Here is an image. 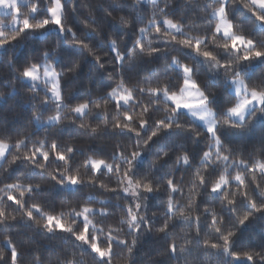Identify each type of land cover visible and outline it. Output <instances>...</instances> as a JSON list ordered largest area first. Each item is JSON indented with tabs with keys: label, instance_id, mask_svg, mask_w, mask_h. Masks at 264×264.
Returning a JSON list of instances; mask_svg holds the SVG:
<instances>
[{
	"label": "trees",
	"instance_id": "16d2710c",
	"mask_svg": "<svg viewBox=\"0 0 264 264\" xmlns=\"http://www.w3.org/2000/svg\"><path fill=\"white\" fill-rule=\"evenodd\" d=\"M62 2L65 4L63 21L65 27H71L77 36L91 47L92 53L82 45L74 44L69 34H65L64 37L59 36L57 30H53V25L48 26L44 35L29 34L18 42H13V47L0 50V93L3 94L0 95V139L13 145L18 139H28L33 143L44 140L49 147L53 140L65 148L71 146L77 150L71 166L73 169L79 168L81 176L87 178L92 175L90 171L82 167L83 160L87 156L112 162L111 157L114 153L123 152L128 155L135 150L133 148L135 136L127 133L121 135L120 130L113 127L117 111L115 104L111 101L106 105L101 102L99 109L90 105L91 110L83 120H74L71 111L65 109L63 111L65 119L62 123L39 128L33 121V113L40 114L43 120H47L48 116L54 115L55 105L50 101L47 107L40 106L44 93L30 91L29 83L23 81L21 77L23 68L31 63H42L43 53L47 51L52 54L51 62L55 63L57 70L62 72L60 84L65 104L75 105L85 100H100L111 88L120 83L121 78L128 87L138 85L145 78L154 79L153 72L163 79L165 68L172 56H178L182 63L195 67V62L185 56V53L195 55L191 49L175 42H165L162 37L157 39L158 34L155 28H151L149 34L143 38V42L146 45L147 40L152 39V46L161 51L148 55L141 54L139 49H136L134 58L130 59L126 56L122 65L117 63L115 54L111 51L112 40L117 42L121 53L133 49L135 41L140 39L138 29L147 26L154 13L156 19L161 21L162 30V21L168 18L183 24L185 31H191L193 35L210 33L215 26V21H210L213 6L211 0H158L155 7L146 0H141L140 3H137V0H62ZM43 8L44 4H41V9ZM28 11L27 8H21L23 14H28ZM229 13L230 19L238 28L244 29L245 35L257 41L264 40V32L255 30L252 23L255 18L248 9L243 8L242 0H233V3L229 5ZM121 17H124L128 23H123ZM37 18H40V14ZM217 43H223V41H217ZM209 48L212 49L213 45L209 44ZM97 56L100 57L99 61L96 59ZM252 63L255 68L249 69L251 79L245 78L250 86L264 82V63L256 60ZM223 75L221 71L220 82L213 84L210 74L205 67L201 66L196 76L201 87L207 84L206 91L215 94L217 104L221 106L219 110L235 103L234 97L227 91V85L223 83ZM169 76L173 85L172 90H177L181 81L177 78L176 72H170ZM136 96L142 105L149 103L150 98L147 95L141 97L139 93H136ZM34 105L36 107H33ZM213 108L216 110L215 104ZM140 111L139 106L133 109L135 113ZM164 115L162 104L151 106L148 113L149 123L162 119ZM218 119L222 120V117L218 116ZM105 120L107 127H105ZM81 123L100 125V128L93 134L89 129L81 128ZM180 123L182 128H173L167 134L161 133L158 138H154V143L150 142L148 147H145L141 140L143 159L139 162L135 178L147 177L154 184L159 183L160 189L151 194H144L148 197L147 209H142L141 214L147 216L150 225L142 227L138 234L128 235L126 225L120 223L125 218V212L123 207L117 205H127L131 197L125 198L120 191L115 174L101 175L99 179L108 188H117L119 194L101 189L99 182L95 185L85 184L78 191L70 192L61 190L48 175L49 172L63 165V162L56 161L52 156H50L47 170L43 172V178L40 175L29 177L27 174L31 169L26 162L21 163L18 160L15 164L10 163L13 156L22 157L24 151L31 150L33 143H29L27 149L17 151L12 148L10 154H6V159L0 163V188L6 184L15 183L18 177L24 184H39L41 189L39 193L34 192L31 198L25 194L26 206L40 204L42 209L50 214L67 212L71 208L78 209L86 202L97 209L106 207L109 215H96L93 218L94 223L105 230L109 227L122 228L121 238L126 239L129 244L134 238L137 239L132 259L128 261V264L133 262L134 264H228L230 257L217 255L219 250L204 246V239L216 242L218 237V234L210 227L212 217L205 215V207L214 211L218 217H224L225 230L235 232L233 251H264V210L254 211L241 225L238 223V217L249 209L239 202V195L236 196L237 211L229 212L220 196L214 197L207 191L223 169L221 167L213 173L209 168L205 172L199 161L211 140L204 128L198 126V121L193 122L185 115L180 117ZM220 131L223 133L221 139L232 150V159H243L249 163L255 159H264L260 151L261 145L264 144V114L257 111L255 117L249 118L242 128H231L229 125L222 124ZM197 132L200 133L199 136H196ZM142 136L146 139V135L142 134ZM164 151H167L169 156L157 161V153ZM184 153L189 155L191 166L177 164V157ZM121 166L126 167L123 164ZM198 168L208 179L205 189L199 186L193 188L194 173ZM238 170L230 171L235 175V171ZM40 171L36 169L37 173ZM169 176L182 192L170 193L167 190L166 179ZM257 180L264 187V180L258 175ZM246 183L250 191L255 187L250 176L247 177ZM228 191L236 193L238 190L233 183ZM13 195L19 198L18 193L14 192ZM169 195H172L178 208H183L186 214L191 212V215L182 217L178 211L171 217L166 215ZM89 196L95 199L88 201ZM252 196L258 204L264 203V193L258 194L253 191ZM99 201H105V203L102 205ZM4 207L7 213L16 217L15 220L9 219L6 225L0 224V250L5 252V260L9 264L10 251L4 245L6 237H10L17 248L18 264H56L58 259L62 262L65 255L68 259L75 258L82 261V264H96L94 254L90 251L81 254L79 249H74V237L70 234H48L40 224L35 223L37 214L34 213V220L29 221L23 211L18 210V206L11 201H6V198ZM197 215L200 217L198 237L195 221ZM166 222L169 225L167 231H159ZM79 226L82 227V225ZM173 241L178 246H184V251L181 253L178 250L176 256L171 255L168 250ZM185 241L190 243L185 244ZM115 251L118 255L114 258L113 264H125L127 249L120 247L115 248ZM73 252L75 257L72 255Z\"/></svg>",
	"mask_w": 264,
	"mask_h": 264
},
{
	"label": "snow or ice",
	"instance_id": "6c2138e0",
	"mask_svg": "<svg viewBox=\"0 0 264 264\" xmlns=\"http://www.w3.org/2000/svg\"><path fill=\"white\" fill-rule=\"evenodd\" d=\"M141 0H137L140 3ZM154 7L158 4V0H147ZM233 0H211L212 11L210 13V21H215V26L210 33L193 35L191 31H185V26L181 23L174 22L171 19L164 18L162 21L163 30L161 28V21L157 20L155 13L153 18L145 27L138 29L140 39H137L133 45V49L126 53H121L117 47L115 40L111 41V51L115 54L117 63L125 60V57L132 59L136 49L139 53H147L152 55L161 51V49L153 47L152 39L147 40V44L143 42L151 28H155L158 34L157 39L162 37L165 42H175L185 48L191 49L195 55L185 53L186 58H191L195 62L193 65L182 63L178 56H172L170 63L166 66L163 79L152 73L154 79L145 78L138 85L128 87L123 78L116 87L111 88L105 97L100 100L91 101L85 100L75 105H68L64 103V97L61 91V76L62 72L57 70L56 64L51 62L53 57L49 52L43 53V63L35 62L24 67L21 72L23 81L30 85V91L33 93L43 92V100L41 107H47L51 101L54 105V115L48 116L47 120H43L40 114L33 113V121L39 127L55 126L63 122L65 117L63 111L69 109L73 114V119L83 120L90 112V105L95 108H101V102L105 105L111 101L115 104L117 116L114 118L113 127L120 130V134L134 135L136 138L133 148L128 155L123 152L114 153L109 162L103 158H96L94 156H87L83 160V165L87 171L92 173L87 178L81 176L79 168L73 169L71 162L75 159L77 150L71 146L63 147L52 141L50 147L44 140L33 143L28 139H18L15 144H10L6 140L0 139V162L6 159V154H10V149L15 148L17 151L27 149L29 143H33L31 150L24 151L23 156H13L10 161L15 164L18 160L21 163H27L30 166L29 177L32 175H40L43 178V172L47 170L50 163V156L56 161L63 162L62 167L54 169L48 175L59 186L61 190L70 192L78 191L79 188L85 184L95 185L99 182V187L107 191L117 193V188H108L99 178L105 174H115L117 177V184L120 191L123 192L125 198L131 197V201L123 207L125 218L120 223L126 225L127 234L139 233L142 227L150 225L149 219L146 215L141 214L142 209H147V196L145 193L151 194L154 191H159L160 184H154L152 180L147 177L136 179L137 168L139 162L143 159L141 151V140L145 147L150 146V142L154 143V138H158L161 133L167 134L173 128L180 129V117L188 116L193 122L198 121L200 127H203L211 143L208 145L206 151L200 158L199 164L205 169L211 168L215 173L217 169L222 167L218 178L207 188L208 179L205 174H202L198 168L193 180V188L199 186L201 189L207 188V191L222 198V203L225 204L229 212H236L237 199L239 195L240 203L249 210L245 211L242 216L238 217V223L243 225L245 221L253 214V212H260L264 210V203H257L253 198L252 192L258 194L264 193V187L257 180V175L264 180V159H255L251 163L243 159H232V150L227 147L221 139V125H229L231 128H242L245 126L249 118L255 117L257 111L264 114V82L259 85L250 86L246 83L245 78L251 79L249 69L255 68L253 61H260L264 63V40L257 41L244 34V29L238 28L230 19L229 5ZM243 8L248 9L252 16L253 27L256 31L264 32V0H242ZM41 4L44 8L41 9ZM218 5V6H216ZM167 7V4H165ZM27 8L28 14H23L21 8ZM163 12V9H161ZM40 14V18L37 15ZM11 16L9 23H5L0 19V50H6L8 47H13V42H18L19 39L31 34L33 36L39 34L44 35L49 25L55 26L59 36L64 37L65 34L71 36L72 42L77 45H82L83 48L88 49L92 53L91 47L80 37L71 27H65L64 15L65 4L62 0H0V16ZM123 23H128L124 18H120ZM94 22V21H93ZM223 43H217V41ZM209 44L213 48H209ZM219 49V50H217ZM175 50V49H174ZM202 59H199L201 58ZM99 61L100 57H96ZM247 62V63H243ZM12 61L10 60V65ZM203 66L210 74L213 84L219 83V75L223 72V83L227 85V91L235 99V103L231 106L219 110L221 106L217 104L214 93L206 91L208 85L201 87L196 76L199 68ZM170 72H176L177 78L181 81L177 90H172L173 85L170 82ZM136 93L140 96L147 95L149 99L148 104H141L137 99ZM0 95H3L0 93ZM162 104L165 113L162 119H157L151 124L149 123V108L153 105ZM216 105L214 110L213 105ZM141 107L139 113L133 112L134 107ZM33 107H36L35 105ZM123 110V111H122ZM222 117L221 119H218ZM81 128L89 129L91 133L98 132L100 125H90L81 123ZM105 127L107 121L105 120ZM150 132V134H148ZM142 134L146 135V139ZM200 133H196L199 136ZM38 145V146H37ZM261 155L264 156V144L261 145ZM169 153L164 151L157 153V161L164 157H168ZM119 161V163L117 162ZM191 166L190 157L184 153L177 157V164ZM126 165L122 167L121 165ZM36 169H40L39 173ZM235 171V175L230 170ZM210 175V174H209ZM251 177L252 184L255 185L251 191L246 183L247 177ZM235 184L237 188L236 193H230L228 189ZM166 187L170 193L182 192L176 186L173 178L169 176L166 179ZM40 185H33L31 183L24 184L21 178L18 177L15 183H9L0 188V224H5L16 217L7 213L4 207L6 201H11L18 206V210L23 211V214L29 221L34 220V213L38 218H35V223L40 224L41 227L48 234L68 233L72 237L74 249H79L81 254H94L93 258L96 264H113L114 258L118 255L115 248H126L127 258L125 264L132 259L133 249L136 246L137 239L134 238L131 243L126 239L121 238L122 228L109 227L105 230L94 223L93 218L96 215H109L106 207L99 209L91 206V203H84L79 208H71L70 211H61L57 214H50L42 209L40 204H32L26 206L25 194L31 198L32 194L40 192ZM191 191V190H190ZM18 193L19 198L13 193ZM119 194V193H117ZM231 196V198H229ZM95 197L89 196L88 201L94 200ZM104 204L105 201H99ZM176 211L182 217L190 216L191 212L185 213L183 208H178L174 203L172 195H169L167 201L166 215L172 216ZM205 215H211L210 227L218 234L216 242L204 239L205 247L219 250L217 255L230 257L228 264H264V251H233L235 241L233 237L235 232L224 229V217L217 216L214 211L205 207ZM200 217L197 215L195 221L197 224L196 235H200L199 228ZM42 222V223H41ZM79 225H82L80 227ZM169 225L166 222L163 227L159 229L161 232H166ZM198 242V241H197ZM190 241H185V244ZM5 247L10 251V264H18L19 253L10 237L4 240ZM171 255L176 256L179 252L184 251V246H178L173 241L168 248ZM75 257V252L72 253ZM0 264H9L5 260V252L0 250ZM56 264H82V261L75 258L68 259L67 256L63 258L62 262L58 259ZM134 264V262H133Z\"/></svg>",
	"mask_w": 264,
	"mask_h": 264
},
{
	"label": "rangeland",
	"instance_id": "374dc122",
	"mask_svg": "<svg viewBox=\"0 0 264 264\" xmlns=\"http://www.w3.org/2000/svg\"><path fill=\"white\" fill-rule=\"evenodd\" d=\"M147 1V0H146ZM218 6V5H217ZM0 19L4 20L5 23H9L11 20V16H0ZM53 30H56L55 26H53ZM43 63V62H42ZM9 143V142H8ZM1 163V162H0Z\"/></svg>",
	"mask_w": 264,
	"mask_h": 264
}]
</instances>
